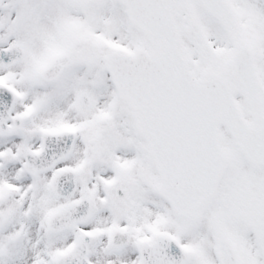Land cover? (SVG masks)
<instances>
[{
  "label": "snow or ice",
  "instance_id": "1",
  "mask_svg": "<svg viewBox=\"0 0 264 264\" xmlns=\"http://www.w3.org/2000/svg\"><path fill=\"white\" fill-rule=\"evenodd\" d=\"M0 264H264V0H0Z\"/></svg>",
  "mask_w": 264,
  "mask_h": 264
}]
</instances>
